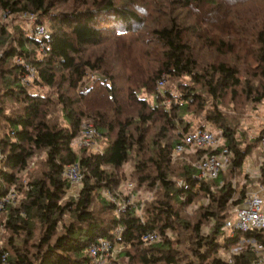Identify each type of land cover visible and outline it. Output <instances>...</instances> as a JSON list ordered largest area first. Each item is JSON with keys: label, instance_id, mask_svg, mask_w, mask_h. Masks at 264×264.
Instances as JSON below:
<instances>
[{"label": "trees", "instance_id": "1", "mask_svg": "<svg viewBox=\"0 0 264 264\" xmlns=\"http://www.w3.org/2000/svg\"><path fill=\"white\" fill-rule=\"evenodd\" d=\"M0 12L33 14L50 30L38 39L24 22L0 18V199L14 189L20 200L0 214L7 264H92L90 245L103 238L121 247L111 264L259 260L250 242L264 246V228L226 229L249 193L243 169L264 132L247 142L239 129L244 112L264 103V0H0ZM108 43L111 56H87ZM29 69L38 72L33 81ZM163 77L177 83L178 97L158 90ZM85 122L106 138L100 152L72 148ZM206 125L223 131L230 164L200 181L195 164L220 148L189 162L171 157ZM70 164L83 183L67 199ZM259 172L264 186V163ZM126 181L153 197L118 211L105 192L120 197Z\"/></svg>", "mask_w": 264, "mask_h": 264}, {"label": "built area", "instance_id": "2", "mask_svg": "<svg viewBox=\"0 0 264 264\" xmlns=\"http://www.w3.org/2000/svg\"><path fill=\"white\" fill-rule=\"evenodd\" d=\"M24 16H30L28 14ZM33 16V14H32ZM35 38L43 39L49 37V32L43 25H37L33 30V35ZM30 75L27 77H37L38 72L35 69H29ZM160 84L163 83L159 82ZM222 133V132H221ZM80 146L82 148H89L93 150L96 149V139L99 137L95 126L85 125L81 132ZM222 135V134H221ZM223 139V135L220 137L213 130H208L207 128H198L195 132L187 134L182 142L175 146V154H181L183 152L192 150L194 152L198 150H204L207 148H220V152L213 153L204 159L198 161L196 165L197 178L200 181H209L217 178L221 173L225 172L229 167V148L222 147L220 140ZM259 149L264 152V132L260 136ZM65 177L72 183V189L74 186L82 185L83 175L81 173L80 166L77 164H70L66 167ZM185 186L187 184L182 181L180 186ZM132 188V185L130 186ZM246 200L241 205L235 207L234 213L236 215V221L231 224H227L230 228V234L236 232L247 233L255 229L264 228V191L250 189L248 191ZM105 197L117 207L118 211L125 210L130 206H134L132 203L120 202L119 198L115 197L111 192L106 191ZM238 196L234 199L236 200ZM16 202V192L11 189L4 198L0 199V213L5 209L7 204H14ZM123 229L119 228L117 234L119 235ZM149 242L156 239L155 234L147 235L145 238ZM251 245L254 252L259 256V260L255 264H264V246L258 244L255 240H252ZM89 255L92 264H105L113 256L115 246L108 239H99L96 243L90 245ZM8 254H3L0 257V264H7ZM232 264V263H231Z\"/></svg>", "mask_w": 264, "mask_h": 264}, {"label": "rangeland", "instance_id": "3", "mask_svg": "<svg viewBox=\"0 0 264 264\" xmlns=\"http://www.w3.org/2000/svg\"><path fill=\"white\" fill-rule=\"evenodd\" d=\"M62 2V0H60ZM62 4V3H61ZM69 4H73L72 2L69 3ZM0 18H1V22L2 23H5V22H9L13 25H15L16 23H20V22H24L25 24H27V27H28V30H29V35H33V30L35 29V27L38 25V23H36V17L35 15H30V16H24V15H20L18 18L14 19L15 17H9V14H4V15H1V12H0ZM221 24L222 23H219V25H214V29H217V30H220L222 28L221 27ZM43 25V24H42ZM46 27V29L48 30V32L50 31L49 30V26L47 24L43 25ZM221 34V33H219ZM114 44V43H113ZM113 44H105L103 47H97L96 49H90L86 54L87 56H91V57H97V56H105V55H108V56H111L114 52V49H115V45ZM211 52V51H210ZM228 56V59L232 60L233 57H239L237 54L236 55H231V54H227ZM2 56H0V60H1ZM20 61V60H18ZM120 68H124L125 69V66H117V71H121L123 72L124 76H125V70L124 69H120ZM35 77H29V79L31 81H33ZM163 79L165 80V77H163ZM163 81L162 84L159 83L158 85V90L160 92H164V91H167V90H170L174 93V95H176L178 97V93H177V83H174V81L170 80L169 78H166V80ZM95 80V79H94ZM160 81V82H162ZM87 84H90V83H84L82 85H84V87H88ZM118 85L124 87V81L122 79H120L118 81ZM143 98H146L148 99L150 102H153L154 99L152 96H149V95H145L143 94L142 95ZM172 101H170L169 99H167L164 104L166 105V107H170ZM181 104V103H180ZM187 120H189L190 122H192L193 124V127L196 128L198 126V122L199 120L198 119H195L193 120L194 118L189 115V117L186 118ZM85 125H93L92 123H88V122H85L82 126V129L84 128ZM208 130H213L216 134H218V136H222L223 135V131L219 128H217L216 126L214 125H206V127ZM96 129V128H95ZM239 129H240V134L241 135H244L245 138H247V142L257 138L260 134V131L262 129H264V103L259 105L258 109L256 111H246L244 112L243 116H242V119L240 121V126H239ZM97 131V130H96ZM82 132V131H81ZM222 132V133H221ZM98 133V132H97ZM99 137H97L96 139V149L97 150H93V149H89V148H86L88 150H91L93 152H100L101 150H103L102 148L105 146L106 144V138L103 137L100 133H98ZM222 134V135H221ZM82 136V134L80 133V136L75 140L73 141L72 143V148L74 150H77V149H84L82 148L79 144H80V137ZM243 137V138H244ZM220 143L222 144L223 143V139L220 140ZM194 151L192 150H189V151H186V152H183L181 154H175V152L172 154V159H171V163L173 164H178L179 162L182 161H186V162H189L191 160V156H188L189 154H193ZM253 161V162H251ZM264 163V152L262 151H255L253 154L249 155V157L246 159V163H245V166H244V169H243V174H247L250 176V178L252 179V181L254 183L251 184V179L247 180L246 182L249 184V190L250 189H256V190H263L264 191V186L259 183H257L256 181L258 179L261 178L260 176V168L261 166L263 165ZM253 164V165H252ZM197 164H195L196 166ZM127 170H129V168L127 167ZM82 173V171H81ZM177 185L180 186V183L182 181H184V179H180V178H177ZM241 182V184H246L245 182V179L243 176H241V178L238 180ZM132 182L130 181H126L120 188V192H122V195H120L119 200L120 202H130L132 203L133 205L137 204V203H143L144 201L143 200H149L150 198H152V194L150 193V195H147L145 193H142V192H137V191H134L133 189L134 188H131ZM241 186V185H240ZM239 186V187H240ZM80 187L81 185H77V186H74L73 189L71 188L67 194V199H70V197H73V198H76L79 191H80ZM19 197L16 193V202L14 204H17L19 202ZM204 202L203 200H200L198 203H202ZM139 207H142V204L139 206ZM196 208V207H195ZM194 207H192L191 210L195 209ZM139 213H142L139 209L138 211ZM1 214V213H0ZM1 218V216H0ZM236 221V215L233 211V214L231 216V219L229 220V224L231 223H234ZM227 232L230 234V228L229 226H227ZM3 232H2V228L0 227V235H2ZM154 241V240H153ZM120 249L121 247H117L114 251V254L113 256L108 260L107 263L105 264H111L113 263L116 258H117V255L118 253L120 252Z\"/></svg>", "mask_w": 264, "mask_h": 264}, {"label": "crops", "instance_id": "4", "mask_svg": "<svg viewBox=\"0 0 264 264\" xmlns=\"http://www.w3.org/2000/svg\"><path fill=\"white\" fill-rule=\"evenodd\" d=\"M251 162H253V161H251ZM253 165V164H252Z\"/></svg>", "mask_w": 264, "mask_h": 264}]
</instances>
